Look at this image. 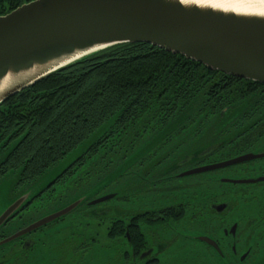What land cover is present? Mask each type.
I'll list each match as a JSON object with an SVG mask.
<instances>
[{
	"label": "flooded vegetation",
	"instance_id": "flooded-vegetation-1",
	"mask_svg": "<svg viewBox=\"0 0 264 264\" xmlns=\"http://www.w3.org/2000/svg\"><path fill=\"white\" fill-rule=\"evenodd\" d=\"M245 87L248 96L221 110L223 123L207 117L177 125L172 138L131 141L121 188H98L90 172L76 180L91 160L80 163L87 148L0 226V243L11 239L0 244V264H264V83ZM25 136L0 132L6 208L48 173L17 165ZM78 200L72 212L26 232Z\"/></svg>",
	"mask_w": 264,
	"mask_h": 264
},
{
	"label": "trees",
	"instance_id": "trees-1",
	"mask_svg": "<svg viewBox=\"0 0 264 264\" xmlns=\"http://www.w3.org/2000/svg\"><path fill=\"white\" fill-rule=\"evenodd\" d=\"M24 3L0 0V15ZM247 80L145 42L119 44L45 77L1 103L0 132L17 128L26 135L18 146L17 165L37 174L58 165L112 121L109 135L97 138L90 146V157L80 159L81 165L92 158L106 159V175L112 170L115 148L119 162L131 141L172 138L181 129L177 125L205 123L207 117L210 123H223L221 110L248 96L251 89L245 85L257 83ZM108 140L112 147L107 150ZM118 142L122 143L115 145Z\"/></svg>",
	"mask_w": 264,
	"mask_h": 264
},
{
	"label": "water",
	"instance_id": "water-1",
	"mask_svg": "<svg viewBox=\"0 0 264 264\" xmlns=\"http://www.w3.org/2000/svg\"><path fill=\"white\" fill-rule=\"evenodd\" d=\"M142 42L182 54L210 69L264 83L262 13L184 0H33L0 15V104L95 53L119 44ZM101 134L84 143V151ZM80 154L49 170L8 208L5 204L0 226L21 210L24 201L65 172ZM245 159L247 156L186 174L215 170ZM79 203L43 218L26 232L67 215Z\"/></svg>",
	"mask_w": 264,
	"mask_h": 264
},
{
	"label": "rangeland",
	"instance_id": "rangeland-1",
	"mask_svg": "<svg viewBox=\"0 0 264 264\" xmlns=\"http://www.w3.org/2000/svg\"><path fill=\"white\" fill-rule=\"evenodd\" d=\"M111 126V127H110ZM113 123L112 121H110L109 123H106L102 128H100L96 133H94L88 140H86L84 143L87 144V142L89 140H91L92 138H95V136H98L99 134L102 133V135L96 140L98 141L103 135H107L108 132L111 131L112 127H113ZM105 132V133H104ZM91 142V141H90ZM94 142V141H93ZM111 141L108 140L106 141L105 145H106V149L108 150L110 147H112ZM122 142H118L115 145H119ZM86 144H81L78 148L74 149L73 151H71L63 160L60 161V163H58V165H56L55 167L51 168L50 170L55 169L57 166L66 164L67 162H71L75 157H77L80 153H82L84 151V148L86 146ZM93 145V144H92ZM114 145V146H115ZM87 147V146H86ZM116 149V148H115ZM113 150L111 153L112 158L114 159L113 162V166H112V170H109L108 173L106 175L105 172L103 170H105L106 167L105 166V160L100 162L99 158H92L88 164H86V166L79 171V173L76 176V180L82 178L83 176H85L87 173L90 172V174H93V177L97 179L98 181V188H121L122 187V183L124 180V174L127 172V168H128V164L124 165V160H120L118 162L119 158H116L115 156V151ZM104 152V151H102ZM122 152V150H121ZM120 152V154H121ZM81 155V154H80ZM138 156H134L132 159H130V165H134L136 163V159ZM107 158V157H106ZM137 167V166H136ZM137 169V168H135ZM71 184H76L75 180H71L68 181V185ZM62 185V184H61ZM3 206H5V202H4V197H2V195L0 194V212L3 208Z\"/></svg>",
	"mask_w": 264,
	"mask_h": 264
},
{
	"label": "bare ground",
	"instance_id": "bare-ground-1",
	"mask_svg": "<svg viewBox=\"0 0 264 264\" xmlns=\"http://www.w3.org/2000/svg\"><path fill=\"white\" fill-rule=\"evenodd\" d=\"M200 5L231 9L247 13L264 14V0H184Z\"/></svg>",
	"mask_w": 264,
	"mask_h": 264
}]
</instances>
